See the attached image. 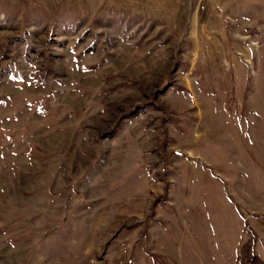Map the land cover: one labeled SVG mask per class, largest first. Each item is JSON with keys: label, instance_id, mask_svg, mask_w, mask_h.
I'll list each match as a JSON object with an SVG mask.
<instances>
[{"label": "rangeland", "instance_id": "obj_1", "mask_svg": "<svg viewBox=\"0 0 264 264\" xmlns=\"http://www.w3.org/2000/svg\"><path fill=\"white\" fill-rule=\"evenodd\" d=\"M0 264H264V0H0Z\"/></svg>", "mask_w": 264, "mask_h": 264}]
</instances>
